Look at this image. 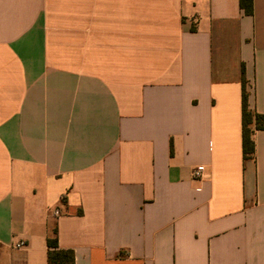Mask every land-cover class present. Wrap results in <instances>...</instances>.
I'll list each match as a JSON object with an SVG mask.
<instances>
[{
    "label": "crops",
    "instance_id": "obj_1",
    "mask_svg": "<svg viewBox=\"0 0 264 264\" xmlns=\"http://www.w3.org/2000/svg\"><path fill=\"white\" fill-rule=\"evenodd\" d=\"M243 76L264 115V0H0V264L55 229L74 264H264Z\"/></svg>",
    "mask_w": 264,
    "mask_h": 264
},
{
    "label": "trees",
    "instance_id": "obj_2",
    "mask_svg": "<svg viewBox=\"0 0 264 264\" xmlns=\"http://www.w3.org/2000/svg\"><path fill=\"white\" fill-rule=\"evenodd\" d=\"M240 6L247 15H253V0H240ZM244 75V73H243ZM242 126L244 159L251 158L255 153V143L252 139L254 130H264V115L252 110L249 106V94L245 76L242 80ZM49 264H74L75 255L72 250H61L58 247L57 230L47 240Z\"/></svg>",
    "mask_w": 264,
    "mask_h": 264
},
{
    "label": "built area",
    "instance_id": "obj_3",
    "mask_svg": "<svg viewBox=\"0 0 264 264\" xmlns=\"http://www.w3.org/2000/svg\"><path fill=\"white\" fill-rule=\"evenodd\" d=\"M203 173H204V167H198L194 173H193V176H194V179L196 180H202L203 178ZM56 214H59L58 212ZM25 246V242L21 241V242H18L16 244V248H23Z\"/></svg>",
    "mask_w": 264,
    "mask_h": 264
}]
</instances>
